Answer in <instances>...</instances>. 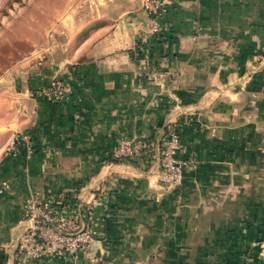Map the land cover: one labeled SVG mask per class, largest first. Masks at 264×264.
Returning a JSON list of instances; mask_svg holds the SVG:
<instances>
[{
  "label": "crops",
  "instance_id": "obj_1",
  "mask_svg": "<svg viewBox=\"0 0 264 264\" xmlns=\"http://www.w3.org/2000/svg\"><path fill=\"white\" fill-rule=\"evenodd\" d=\"M161 1L156 34L143 0L95 15L55 71L72 93L30 86L17 120L0 121V264L28 200L70 199L95 206V256L35 264H264V0ZM174 123L192 160L176 190L157 165L113 159L120 138L160 142ZM23 132L33 151L8 150Z\"/></svg>",
  "mask_w": 264,
  "mask_h": 264
},
{
  "label": "built area",
  "instance_id": "obj_2",
  "mask_svg": "<svg viewBox=\"0 0 264 264\" xmlns=\"http://www.w3.org/2000/svg\"><path fill=\"white\" fill-rule=\"evenodd\" d=\"M143 8L150 17L149 33L159 30L158 16L162 10L161 0H143ZM41 93L62 99L72 93L68 81L55 79L48 89ZM23 147L28 153L34 149L29 133H21L11 138L8 150ZM181 149L177 125L169 124L160 142L137 136L119 139L113 159L144 168L157 165L158 183L167 191L176 190L184 177V169L192 162L191 158H179ZM4 188L0 184V192ZM24 227L18 238L13 254V264H35L45 257L93 258V245L99 238V226L95 222V206L89 202L84 205L76 199L66 200L58 211L47 208L35 200L24 205ZM0 245V252L2 251ZM264 262V244L262 247Z\"/></svg>",
  "mask_w": 264,
  "mask_h": 264
},
{
  "label": "rangeland",
  "instance_id": "obj_3",
  "mask_svg": "<svg viewBox=\"0 0 264 264\" xmlns=\"http://www.w3.org/2000/svg\"><path fill=\"white\" fill-rule=\"evenodd\" d=\"M124 2L0 0L1 129L6 130L2 124L17 120L22 113V90L30 86L40 90L48 79L50 83L57 79L58 64L79 48L93 26L88 21L100 12L113 13V8Z\"/></svg>",
  "mask_w": 264,
  "mask_h": 264
},
{
  "label": "water",
  "instance_id": "obj_4",
  "mask_svg": "<svg viewBox=\"0 0 264 264\" xmlns=\"http://www.w3.org/2000/svg\"><path fill=\"white\" fill-rule=\"evenodd\" d=\"M17 243H18V240H17V242H16V245H15L14 251H15V249H16ZM94 244H95V242H94ZM93 256H95L94 245H93ZM12 260H13V255H12Z\"/></svg>",
  "mask_w": 264,
  "mask_h": 264
}]
</instances>
